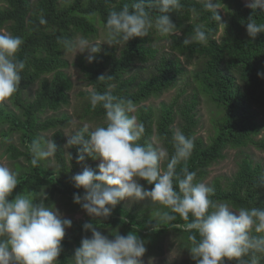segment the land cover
I'll return each mask as SVG.
<instances>
[{
	"label": "trees",
	"instance_id": "trees-1",
	"mask_svg": "<svg viewBox=\"0 0 264 264\" xmlns=\"http://www.w3.org/2000/svg\"><path fill=\"white\" fill-rule=\"evenodd\" d=\"M0 1L4 2L0 6V31L23 39L17 59L25 62L17 92L8 99L9 103L0 101V145L4 146L6 140L16 135L15 141L8 143L6 148L19 180L10 199L22 192H31L39 200L41 194L46 193L45 203L49 206L58 197H63L69 204L81 207L74 203L73 197L74 194L83 196L85 190L74 187L71 177L85 167L97 172L99 169L95 164L77 163V146L67 152L64 146L66 137L59 128L66 114L45 117L47 111H58L70 104V92L74 87L66 70L70 62L57 38L71 39L79 34L94 36L98 34L99 26L106 30L110 11L120 10L125 5L131 9L135 0ZM223 1L220 5L224 4ZM225 7L226 18L219 9L221 24L212 19V13L203 8L201 0H181V8L170 13L173 23L182 31L181 34H169L171 51L155 46L153 38L148 35L135 37L127 43L100 44V52L94 54L93 62L89 63L84 57L77 62L90 86L82 93L86 96V115L104 121V110L100 106L93 110L88 97L93 91L103 93L114 85L112 94L131 99L135 112L130 115L135 114L138 123L144 126L138 143L156 147L154 139L157 137L170 159L174 152L172 137L175 128L193 139L194 148L186 166L189 171L197 173L198 182H204L208 168L224 157L228 147L243 150L254 145L264 151V134L261 135L264 122L259 117L261 112L264 113V78L257 75L264 71V33L253 40L246 29L252 14L258 23H264V11L258 9L253 12L242 0H234L233 4ZM148 11L153 20L159 15L155 7ZM41 17L46 20L45 24L40 23ZM196 27L206 31L207 42L185 44V39L194 35ZM174 51L184 55L188 62L198 58L197 69L190 76L192 82L185 81L187 85L194 86L192 94L182 102L175 98L171 102H161L160 107L147 105L145 102L160 97L184 80L186 70ZM101 75L111 79L99 81ZM202 93L217 106L215 132L209 142L197 135L200 125L197 107ZM4 124H9L10 128L5 129ZM52 129L51 138L58 148L53 156L55 164L51 165L50 159H45L33 167L28 145L38 137L49 139L43 132ZM67 153H71L72 160ZM166 164L167 160L161 167L166 168ZM184 166V162L177 165L178 174ZM261 174H264V163L255 162L246 155L233 178H229L225 185L219 179L213 182L215 192L211 199L229 202L235 209L264 208V187L258 186ZM142 182L146 188L153 187L147 181ZM165 211L170 210L158 202L142 207L139 203L128 206L121 201L106 219L87 214L86 220L72 223L66 231L59 264H73L75 249L80 246L82 238L91 237V232L83 228L85 223L106 232L110 239H114L115 232L121 235L135 232L145 242V255L160 252L162 241L169 235H174L180 246L190 252L192 242L189 236L194 233L186 231L184 225L193 217L190 215L185 221L172 213L174 220L160 221L154 230L159 215ZM257 255L264 264V254ZM173 264H196V261L189 258ZM226 264H236V261H226Z\"/></svg>",
	"mask_w": 264,
	"mask_h": 264
},
{
	"label": "clouds",
	"instance_id": "clouds-1",
	"mask_svg": "<svg viewBox=\"0 0 264 264\" xmlns=\"http://www.w3.org/2000/svg\"><path fill=\"white\" fill-rule=\"evenodd\" d=\"M221 0H201L203 8L212 13V19L222 23L219 14ZM247 6L264 11V0H248ZM158 10L154 20L149 8ZM181 8V0H135L120 10H112L106 19L107 44L127 43L135 37H146L153 28L161 35L178 32L170 13ZM40 23L46 20L41 17ZM247 34L253 40L264 33V23L253 19L246 23ZM66 52H87L89 63L100 52V45L86 38H57ZM207 42L202 27L194 29V35L184 43ZM23 39L12 34L0 33V101L12 97L21 84L25 62L17 59ZM264 78V71L258 72ZM111 79L101 75L98 80ZM114 85L103 93L89 94L91 108L102 107L105 116L99 124L84 123L71 135H67L65 148L77 146V163L85 162L86 156L99 160L98 172L91 167L73 175L74 187L83 188L84 194H74V203L92 217L108 218L115 206L124 200H150L158 202L170 211L159 215L160 221H172L178 214L185 221L192 242L190 254L196 264H261L259 254H264V208L240 207L235 209L229 202L214 201L215 189L196 180L197 173L189 171L187 160L192 154L194 141L179 128L173 131L174 152L169 159L167 149L152 144L138 143L144 126L138 123L135 105L131 99L112 94ZM32 155L31 165L54 156L57 144L52 139L38 137L28 145ZM67 155L72 160L71 153ZM167 160L166 168L161 162ZM185 163L177 173V165ZM147 181L153 187L140 183ZM18 174L0 164V264H59L62 241L66 229L72 227L70 219L63 218L55 205H47L46 193L39 200L31 192H22L10 199L18 186ZM258 186L264 187V174L258 178ZM178 189V190H177ZM91 237L82 238L75 249L73 264H144L147 252L145 242L135 233L113 234L110 239L91 223L83 225Z\"/></svg>",
	"mask_w": 264,
	"mask_h": 264
},
{
	"label": "rangeland",
	"instance_id": "rangeland-1",
	"mask_svg": "<svg viewBox=\"0 0 264 264\" xmlns=\"http://www.w3.org/2000/svg\"><path fill=\"white\" fill-rule=\"evenodd\" d=\"M244 3L248 4V0H242ZM234 0H224L222 5H220L221 10L224 13V17L226 18V7L228 4H233ZM4 5V2L0 1V6L2 7ZM183 23H186L184 21ZM99 26V25H98ZM178 32L176 34H181L182 31L179 27H177ZM0 33H5V31L1 30ZM149 36L153 38V44L155 46H158L163 51H171L169 44H170V37L168 35H161L155 31L153 28L149 32ZM77 37L86 38L90 42L96 43V44H107L108 40V33L107 31L102 27L99 26L98 34L90 37H85L82 34H79ZM109 45V44H108ZM122 45V44H121ZM174 54L180 57L181 62H183V67L185 68L186 74L183 75L184 80L181 81L177 86L171 88L170 90L164 92L160 97H153L149 101L145 102L147 105H152L154 107H160L161 102H171L175 98H179V101L182 102L184 99L190 97V95L193 92V85L189 84L187 85L185 81L190 79V76H192V73H194V70L197 69L198 65V58L195 57L192 62H188L186 60V57L176 51H174ZM88 53H78L76 55L75 52H65V58L69 60L70 65L66 69L68 73L71 75L72 80L74 82V87L70 92V104L64 106L61 108V110L58 111H47L45 117L47 116H57L61 117L63 114H66L67 117L62 120L61 124L59 125V128H61L65 134L66 141L65 145L67 143L68 136L71 135L75 130L79 129L84 123H88L90 125L92 124H99L102 123L101 120L89 117L85 114V101L86 96H83L82 93L86 92L88 89H90V86L88 84V81L85 79L84 74L80 70L79 66L77 65V62L80 60L81 57H84L87 61ZM192 82V81H191ZM190 82V83H191ZM38 85L34 87V90L36 91ZM1 102H8L1 101ZM219 109V108H218ZM197 114L200 118V125L198 127V133L197 135H200L204 138L205 141L209 142L210 136L214 134V118H217V106L212 100H210L205 93L201 94L200 103L197 107ZM135 115V114H134ZM136 116V115H135ZM260 120L264 122V113L261 112ZM5 129H9V124H4ZM54 132V129L51 131L43 132L47 137L51 138L52 134ZM264 134V128L261 131V135ZM3 137V136H1ZM13 137V138H12ZM8 140L4 142V146L0 145V164H3L9 168H11L13 171L15 170L13 165V160L10 157L9 153L6 152V148L8 146V143L14 142L16 135H13ZM260 137V136H259ZM4 138V137H3ZM155 145L159 147H163L161 141L155 137L154 139ZM17 144L18 141L16 140ZM64 145V146H65ZM67 152H69L70 148H66ZM249 156L252 158L255 162H263L264 163V151L256 148L254 145H250L248 147H245L243 150L231 148L228 147L224 151V157L216 162H214L209 168H208V174L204 178V182L209 184L210 186L213 185V182L216 179H219L223 185H225L229 178H233L234 174L239 169L240 163L242 162L243 158L245 156ZM50 159L51 165L55 164V160L53 157L48 158ZM99 160H93L92 158L88 157L85 160V163H87L89 166L92 165H99ZM163 161L161 162L162 166ZM162 168V167H161ZM141 184H143L142 180L140 181ZM124 204L128 206H133L135 204H140L142 207H147L151 204V201L144 200V201H137L135 199L131 200H124ZM52 205H55V207L59 210V212L62 214L63 218L70 219L72 223L76 221L86 220L87 213L82 209V207H75L69 202L63 198L58 197L55 203ZM92 217V216H91ZM70 228H67L66 231H68ZM104 235L107 233L102 231ZM162 249L157 254L152 255H145L143 257L144 264H173V263H182L184 261H187L191 257L190 252H188L183 246H180L179 242L177 241V238L174 235L167 236L161 243Z\"/></svg>",
	"mask_w": 264,
	"mask_h": 264
}]
</instances>
